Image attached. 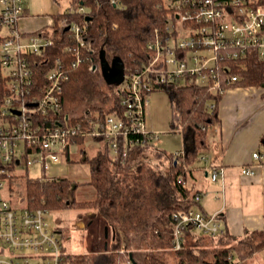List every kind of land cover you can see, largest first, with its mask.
Listing matches in <instances>:
<instances>
[{
	"label": "built area",
	"instance_id": "obj_1",
	"mask_svg": "<svg viewBox=\"0 0 264 264\" xmlns=\"http://www.w3.org/2000/svg\"><path fill=\"white\" fill-rule=\"evenodd\" d=\"M170 9L163 29L155 28L148 42V56L139 67L129 70L120 86L118 108L102 119L86 115V123L75 121L62 113L61 97L69 68L83 60L82 48L87 46L85 28L78 22L68 27L75 59L56 58L51 61L47 50L55 44L54 25L25 31L20 23L26 17L27 0H0V62L7 93L0 105V264H63L64 242L57 229L48 223L49 211L13 202L8 179L20 165H42L44 178L55 163L70 158L73 138L100 137L111 149L112 161L126 157L131 148L153 145L158 134L147 128L146 114L150 93L175 84L194 82L210 86L225 94L240 80L228 67L222 73L220 63L240 60L251 49L264 59V3L256 0H164ZM85 7L73 4L69 13H84ZM55 24V23H54ZM49 65L40 82L35 70L38 57ZM52 62V64H51ZM51 64V66H50ZM91 69L97 65L92 63ZM178 154V152H176ZM259 151L253 157L261 159ZM205 153L202 159L210 160ZM216 180L224 168L209 165ZM253 175L251 167L243 174ZM200 196H196L199 200ZM173 248L183 247L188 227L214 237L225 234L226 227L219 214L207 215L200 209L179 210L173 214ZM7 249L23 251L10 258ZM27 251V252H24ZM125 251L124 248L120 249ZM233 260V259H232ZM132 264V262L123 263ZM230 264H237L232 261Z\"/></svg>",
	"mask_w": 264,
	"mask_h": 264
},
{
	"label": "trees",
	"instance_id": "obj_2",
	"mask_svg": "<svg viewBox=\"0 0 264 264\" xmlns=\"http://www.w3.org/2000/svg\"><path fill=\"white\" fill-rule=\"evenodd\" d=\"M256 2L264 3V0ZM70 4L82 5L86 11L69 13L66 9L54 14L55 44L46 52L52 62L65 57L72 64L77 46L68 49L72 42L64 19L67 24L78 22L84 26L87 46L81 50L83 60L69 68L61 105L62 113L69 115L72 123H86V115L96 114L103 119L114 111L121 97L120 86L106 90L98 81L99 77L104 79L99 68L100 51L105 50L109 60L120 56L128 70L141 66L148 56L147 46L155 28L165 27L170 9L164 0H70ZM42 59L38 57L35 66L41 83L49 67ZM92 63L97 65L95 70L90 68ZM219 67L224 75L228 69L240 76L233 87L264 86V59L256 49L249 50L240 60L220 63ZM164 89L172 104V127L181 129L188 143L178 154L148 144L131 148L124 159L114 162L104 143V149L84 159L90 168L87 183L95 191L92 199H77L74 195L80 182L70 178L53 177L46 181L27 174L11 177L12 190L21 189L24 184L26 206L49 212L69 208L96 210L111 229L107 248L97 245L93 252L72 253L65 251L64 245L63 264H123L132 262L131 256L138 264H230L233 261L236 238L228 231L214 237L188 227L181 249H174L172 242L173 214L198 209V192L187 186V179L210 148L211 133L221 121L219 103L224 94L194 82L172 84ZM6 93L0 62V105ZM110 102L112 105L105 108ZM80 111L81 114L77 113ZM73 141L81 144L85 138L77 137ZM263 235L261 231L252 235L261 241L254 249L264 245ZM121 248L125 251L121 252Z\"/></svg>",
	"mask_w": 264,
	"mask_h": 264
},
{
	"label": "crops",
	"instance_id": "obj_3",
	"mask_svg": "<svg viewBox=\"0 0 264 264\" xmlns=\"http://www.w3.org/2000/svg\"><path fill=\"white\" fill-rule=\"evenodd\" d=\"M252 87L258 93L250 98ZM252 87L236 86L224 94L219 103L221 121L204 152L211 158L197 162L187 180L200 196L198 209L219 214L226 231L236 238L231 258L237 264H264V245L254 249L261 241L252 237L257 231L264 233V156L253 157L256 151L264 155V87ZM210 163L224 168L216 180L208 169ZM244 167L255 173L243 174ZM61 228L56 229L63 236Z\"/></svg>",
	"mask_w": 264,
	"mask_h": 264
},
{
	"label": "rangeland",
	"instance_id": "obj_4",
	"mask_svg": "<svg viewBox=\"0 0 264 264\" xmlns=\"http://www.w3.org/2000/svg\"><path fill=\"white\" fill-rule=\"evenodd\" d=\"M69 5L70 0H27L26 8L28 9V16L21 21L20 26L26 31L35 30L40 28L41 25L42 27L45 26L47 30H51L55 23L53 18L54 14L66 10L69 8ZM98 81L106 90H110V88L115 89L119 86L115 84H109L100 77L98 78ZM252 89H249L248 91L250 92L248 94V97L250 98L258 93L255 90L256 88L252 87ZM244 97L245 99L248 98L245 95ZM112 103H106L104 107L106 108L111 106ZM81 112L82 111L77 113L81 114ZM172 113V104L168 91L165 89H157L152 91L149 96V105L147 107L145 121L147 128L158 134V138L153 141V146L161 148L167 152L183 151L185 148H187L188 143H185L184 135L181 129H173L171 120ZM79 114H75L74 116H78ZM84 138L85 141H83L81 144L76 143L71 145L70 149L72 152L68 155L70 158L55 163L44 178H41L44 176V171L42 165L39 162H35L32 165L30 164L28 167L24 164L20 165L17 169V172L14 173L15 177L27 174L30 177L41 178L42 180L46 181L53 177L70 178L73 181L76 180L80 182L74 195L77 199L84 200L94 198L95 191L93 187L87 183L90 178V168L88 162L83 160L85 158L93 157L98 153V151L104 149V143L107 142L103 139H100V137H95L92 135H89V137L86 136ZM108 149L111 153L109 145ZM150 155L151 154H148L149 157ZM151 160L152 163H154L153 159ZM153 165L157 167L155 163ZM10 179L11 177L6 182L8 183L9 188L8 193L12 196L13 202H21L23 199L27 200L24 194V184L22 185L21 189L16 187V189L12 190ZM22 204L25 205L26 202H23ZM104 220L105 219L96 210L92 209L69 208L59 211L50 210L48 215V223H50L51 228L56 229L58 227H62L61 231L63 234L62 238L66 249L65 251L72 253L93 252L97 245L100 248H104L106 241H111L112 231L108 228L109 236L106 237V227L108 225ZM7 250V255L2 256L3 258H10L14 254L23 252L12 251L11 249ZM139 258L142 260L141 257Z\"/></svg>",
	"mask_w": 264,
	"mask_h": 264
},
{
	"label": "water",
	"instance_id": "obj_5",
	"mask_svg": "<svg viewBox=\"0 0 264 264\" xmlns=\"http://www.w3.org/2000/svg\"><path fill=\"white\" fill-rule=\"evenodd\" d=\"M68 29V27H67ZM103 80H105L109 84L120 85L125 76V63L120 56H115L111 60H109L106 56V51H100V64H99ZM109 227H106V237L109 235ZM108 247V242L105 243V248ZM132 264H138V262L131 256Z\"/></svg>",
	"mask_w": 264,
	"mask_h": 264
}]
</instances>
